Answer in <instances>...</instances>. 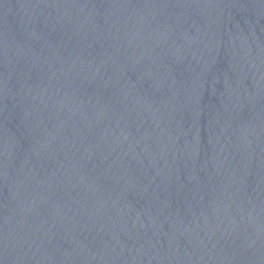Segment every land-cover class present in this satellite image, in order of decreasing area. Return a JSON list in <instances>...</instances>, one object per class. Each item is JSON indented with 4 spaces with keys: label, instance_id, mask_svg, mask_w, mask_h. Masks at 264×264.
Segmentation results:
<instances>
[{
    "label": "water",
    "instance_id": "95a60500",
    "mask_svg": "<svg viewBox=\"0 0 264 264\" xmlns=\"http://www.w3.org/2000/svg\"><path fill=\"white\" fill-rule=\"evenodd\" d=\"M0 264H264V0H0Z\"/></svg>",
    "mask_w": 264,
    "mask_h": 264
}]
</instances>
